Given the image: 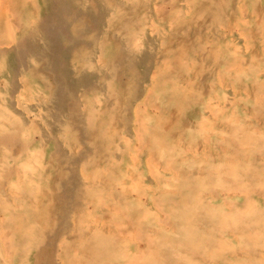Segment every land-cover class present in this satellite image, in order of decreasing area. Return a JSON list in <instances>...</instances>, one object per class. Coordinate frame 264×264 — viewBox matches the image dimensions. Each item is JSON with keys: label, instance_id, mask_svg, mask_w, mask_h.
<instances>
[{"label": "rangeland", "instance_id": "obj_1", "mask_svg": "<svg viewBox=\"0 0 264 264\" xmlns=\"http://www.w3.org/2000/svg\"><path fill=\"white\" fill-rule=\"evenodd\" d=\"M12 3L0 264H264V0Z\"/></svg>", "mask_w": 264, "mask_h": 264}, {"label": "bare ground", "instance_id": "obj_2", "mask_svg": "<svg viewBox=\"0 0 264 264\" xmlns=\"http://www.w3.org/2000/svg\"><path fill=\"white\" fill-rule=\"evenodd\" d=\"M12 1H13V0H10V4L12 3ZM25 1H26V0H25ZM185 1H186V0H185ZM168 2H169V1H168ZM24 3H25V2H24ZM238 3H239V2H238ZM12 4H13V3H12ZM12 4H11V5H12ZM152 6H153V5H152ZM155 7H156V6H155ZM155 7H154V8H155ZM236 7H237V6H236ZM238 7H239V6H238ZM37 8H38V7H37ZM171 8H172V7H171ZM23 9H24V8H23ZM186 9L189 10L188 8H186ZM156 10H157V9H156ZM169 10H170V9H169ZM153 11H154V10H153ZM237 11H238V9H237ZM10 12H12V11H10ZM32 12H33V11H32ZM239 12H242V11L239 10ZM13 13H14V10H13ZM13 13H12V14H13ZM164 13H165V12H164ZM183 13H184V12H183ZM19 14H20V13H19ZM21 14H22V13H21ZM13 15H14V14H13ZM160 15H161V14H160ZM156 16H157V15H156ZM227 16H228V15H227ZM20 18H21V17H20ZM15 19H16V18H15ZM206 20H207V19H206ZM15 21H16V20H15ZM238 21H239V20H238ZM11 23H15V22H11V19H2V18H0V26H2V27L0 28V45H1V44H4V43L6 42V41H4L5 39H8V38H6V37H9L10 30H11V26H12ZM21 24H22V23H21ZM16 25H17V24H16ZM12 27H13V26H12ZM218 28H219V27H218ZM261 29H262V28H261ZM161 32H162V31H161ZM262 33H263V32H262ZM262 35H263V34H262ZM5 36H6V37H5ZM263 38H264V37H263ZM263 38H262V39H263ZM159 42H160V41H159ZM184 46H185V45H184ZM181 47H182V46H181ZM232 50H233V49H232ZM232 52H233V51H232ZM100 60H102V58H101ZM95 62H96V59H95ZM161 63H163V62H161ZM233 63H234V62H233ZM189 64H190V63H189ZM231 64H232V63H231ZM231 64H230V65H231ZM187 69H188V67H187ZM152 70H153V69H152ZM151 72H152V71H151ZM152 74H153V73H152ZM180 75H181V74H180ZM182 75H183V74H182ZM215 75H217V74L215 73ZM174 76H175V74H174ZM184 77H186V76H184ZM214 77H215V76H214ZM218 77H219V76H218ZM215 78H216V77H215ZM222 80H223V79H222ZM152 82H153V81H152ZM216 82H217V81H216ZM218 84H220V83H218ZM205 86H206V85H205ZM206 87H207V86H206ZM220 87H221V86H220ZM145 89H146V88H145ZM144 91H145V90H144ZM148 93H149V92H148ZM146 95H147V94H146ZM144 97H145V96H144ZM141 99H142V98H141ZM148 99H149V98H148ZM207 99H208V98H207ZM145 100H146V99H145ZM140 101H141V100H140ZM151 101H152V100H151ZM154 101H155V100H154ZM145 102H146V101H145ZM147 102H148V100H147ZM135 103H136V102H135ZM206 103L208 104V102H206ZM81 104H82V103H81ZM141 104H142V102H141ZM151 104H152V103H151ZM151 104H149V105H151ZM204 105H205V104H204ZM209 105H211V104H209ZM143 106H144V105H143ZM207 106H208V105H207ZM216 106H217V105H216ZM216 106H215V107H216ZM147 107H148V106H147ZM155 107H156V106H155ZM210 107H211V106H210ZM152 108H153V107H152ZM205 108H206V107H205ZM146 109H147V108H146ZM153 109H154V108H153ZM211 109H212V108H211ZM155 110H156V109H155ZM162 110H163V109H162ZM172 110H173V109H172ZM215 110H216V109H215ZM135 111H136V109H135ZM142 111H143V110H142ZM204 111H205V110H204ZM132 112H133V111H132ZM216 113H217V112H216ZM220 113H222V112H220ZM220 113H219V114H220ZM199 114H201V113H199ZM206 114H207V113H206ZM201 115H202V114H201ZM211 116H212V115H211ZM170 117H171V116H170ZM199 117H200V116H199ZM136 118H137V117H136ZM185 118H186V117H185ZM188 118H189V117H188ZM197 118H198V117H197ZM168 119H169V118H168ZM193 119H194V118H193ZM193 119H192V120H193ZM184 120H185V119H184ZM190 120H191V119H190ZM192 120H191V121H192ZM225 120H226V119H225ZM197 121H198V120H197ZM188 122H189V121H188ZM196 123H197V122H196ZM209 123H210V122H209ZM190 124H191V123H190ZM131 125H133V124L131 123ZM134 125H135V124H134ZM167 125H168V124H167ZM167 125H165V126H167ZM229 125H230V124H229ZM139 126H141V128H142V125H141V124H140ZM200 126H201V124H200ZM202 126H203V125H202ZM208 126H209V125H208ZM211 126H212V125H211ZM235 126H236V125H235ZM185 127H186V126H185ZM226 128H227V127H226ZM236 128H237V127H236ZM136 129H137V128H136ZM199 129H200V128H199ZM201 130H202V129H201ZM212 130H213V129H212ZM253 130H254V129H253ZM137 131H138V130H137ZM143 131H144V130H143ZM184 131H185V130H184ZM251 131H252V130H251ZM254 131H255V130H254ZM131 132H132V131H131ZM214 132H215V131H214ZM120 133H121V131H120ZM140 133H141V132H138V134H140ZM176 133H177V132H176ZM212 133H213V132H212ZM135 135H136V134H135ZM142 135H143V132H142ZM208 135H209V134H208ZM212 135H213V134H212ZM178 136H179V135H178ZM180 136H181V135H180ZM189 136H190V134H189ZM200 137H201V135H200ZM139 138H140V137H139ZM144 138H145V137H144ZM184 138H185V137H184ZM213 138H214V137H213ZM216 138H217V137H216ZM182 139H183V138H182ZM209 139H210V138H209ZM229 139H230V138H229ZM177 140H178V138H177ZM179 140H180V139H179ZM184 140H185V139H184ZM188 140H189V139H188ZM230 140H231V139H230ZM214 141H215V140H214ZM219 141H220V140H219ZM219 141H218L217 143H219ZM181 142H182V141H181ZM133 143H134V142H133ZM140 143H141V140H140ZM143 143H144V141H143ZM175 143H176V142H175ZM184 143H185V142H184ZM192 143H193V142H192ZM210 143H211V142H210ZM149 144H150V142H149ZM151 144H152V143H151ZM211 144H212V143H211ZM178 145H179V144H178ZM222 145H223V144H222ZM224 145H225V148H226V144H224ZM236 145H237V143H236ZM141 146H142V144H141ZM145 146H146V145H145ZM151 146H152V145H151ZM189 146H190V145H189ZM212 146H213V145H212ZM212 146H211V148H212ZM149 147H150V146H149ZM177 147H178V146H177ZM194 147H195V146H194ZM207 147H208V146H207ZM235 147H236V146H235ZM139 148H140V147H139ZM151 148H153V147H151ZM189 148H191V147H189ZM225 148H224V149H225ZM132 149H133V148H132ZM137 149H138V148H137ZM187 149H188V148H187ZM199 149H200V148H199ZM189 150H190V149H189ZM206 150H207V149H206ZM213 150H214V149H213ZM154 151H155V150H154ZM177 151H178V150H177ZM194 151H195V150H194ZM203 151H204V150H203ZM178 152H179V151H178ZM234 152H235V151H234ZM150 153H152V152H150ZM155 153H156V152H155ZM196 153H197V152H196ZM224 153H225V152H224ZM179 154H180V153H179ZM189 154H190V153H189ZM192 154H193V153H192ZM202 154H204V153H202ZM235 154H236V153H235ZM147 155H148V154H147ZM154 155H155V154H154ZM194 155H195V154H194ZM208 155H209V154H208ZM211 155H212V154H211ZM211 155H210V156H211ZM216 155H217V154H216ZM216 155H215V156H216ZM228 155H229V154H228ZM149 156H151V155H149ZM192 156H193V155H192ZM200 156H201V153H200ZM205 156H206V155H205ZM223 156H224V155H223ZM146 157H148V156H146ZM154 157H155V156H154ZM194 157L196 158V156H194ZM211 157H212V156H211ZM231 157H232V156H231ZM237 157H238V156H237ZM181 158H182V157H181ZM195 158H193V159H195ZM223 158H224V157H223ZM128 159H129V158H128ZM130 159H131V158H130ZM155 159H156V158H155ZM202 159H203V158H202ZM234 159H235V158H234ZM173 160H175V159H173ZM215 160H216V159H215ZM235 160H236V159H235ZM149 161H150V160H149ZM181 161H182V160H181ZM29 162H30V161H29ZM145 162H146V161H145ZM167 162H168V161H166V164H167ZM205 162H206V161H205ZM224 162H225V161H224ZM169 163H170V162H169ZM140 164H141V163H140ZM157 164H158V163H157ZM232 164H233V163H232ZM127 165H128V164H127ZM168 165H169V164H168ZM213 165H214V164H213ZM129 166H130V165H129ZM131 166H132V165H131ZM143 166H144V165H143ZM227 166H229V165H227ZM120 167H121V166H120ZM229 167H230V166H229ZM148 168H149V167H148ZM199 168H200V167H199ZM225 168H226V167H225ZM150 169H151V168H150ZM215 169H216V168H215V166H214V170H215ZM219 169H220V166H219ZM226 169H228V168H226ZM128 170H129V168H128ZM148 170H149V169H148ZM191 170H192V168H191ZM193 170H194V168H193ZM197 170H198V169H197ZM197 170H196V172H198ZM222 170H224V169H222ZM117 171H118V170H117ZM146 171H147V170H146ZM182 171H183V170H182ZM210 171H211V170H210ZM218 171H219V170H218ZM227 171H228V170H227ZM236 171H237V170H236ZM239 171H241V170H239ZM124 172H125V170H124ZM152 172H153V171H152ZM185 172H186V171H185ZM189 172H190V171H189ZM207 172H208V171H207ZM237 172H238V171H237ZM148 173H149V172H148ZM169 173H170V172H169ZM177 173H178V172H177ZM201 173H203V171H202ZM201 173H200V174H201ZM212 173H216V172L213 171ZM222 173H223V171H222ZM241 173H242V172H241ZM241 173H240V174H241ZM14 174H15V173H14ZM50 174H51V173H50ZM79 174H80V173H79ZM117 174H118V173H117ZM122 174L125 175V173H122ZM182 174H183V173H182ZM182 174H181V175H182ZM200 174H199V175H200ZM220 174H221V173H220ZM80 175H81V174H80ZM83 175H84V174H83ZM120 175H121V174H120ZM170 175H171V174H170ZM176 175H177V174H176ZM215 175H216V174H215ZM224 175H225V174H224ZM224 175H223V176H224ZM228 175H229V174H228ZM228 175H227V178H228ZM230 175H231V174H230ZM84 176H85V175H84ZM121 176H122V175H121ZM133 176H134V175H133ZM168 176H169V175H168ZM217 176H219L218 173H217ZM225 176H226V175H225ZM240 176H241V175H240ZM181 177H182V176H181ZM194 177H195V176H194ZM197 177H198V176H197ZM15 178H16V176H15ZM123 178H124V177H123ZM151 178H152V177H151ZM151 178H150V179H151ZM165 178H166V177H165ZM198 178H200V176H199ZM211 178H212V177H211ZM215 178H216V177H215ZM225 178H226V177H225ZM230 178H231V176H230ZM99 179H101V178H99ZM168 179H170V177H169ZM174 179H175V178H174ZM176 179H177V178H176ZM178 179H179V178H178ZM178 179H177V180H178ZM95 180H97V179H95ZM171 180H172V179H171ZM221 180H222V179H221ZM221 180H220V181H221ZM230 180H231V179H230ZM104 181H105V180H104ZM160 181H161V180H160ZM216 181H217V180H216ZM220 181H219V182H220ZM129 182H130V181H129ZM204 182H205V181H204ZM211 182H212V181H211ZM222 182H224V181L222 180ZM222 182H221V183H222ZM233 182H234V181H233ZM208 183H209V182H208ZM224 183H225V182H224ZM235 183H236V182H235ZM235 183H234V184H235ZM132 184H133V183H132ZM153 184H155V183H153ZM167 184H168V183H167ZM169 184H170V183H169ZM169 184H168V185H169ZM211 184H212V183H211ZM232 185H233V184H232ZM237 185H238V184H236V186H237ZM125 186H126V185H125ZM125 186H124V187H125ZM145 186H146V185H145ZM166 186H167V185H166ZM178 186H179V185H178ZM202 186H204V184H203ZM216 186H217V185H216ZM226 186H227V185H226ZM230 186H231V185H230ZM200 187H201V186H200ZM209 187H210V186H209ZM231 187H234V186H231ZM108 188H109V187H108ZM128 188H130V187H128ZM218 188H220V187L218 186ZM221 188H223V187H221ZM221 188H220L219 190H221ZM237 188H238V187H237ZM237 188H236V189H237ZM207 189H208V188H207ZM212 189H215V188H212ZM151 190H152V189H151ZM165 190H166V189H165ZM202 190H205V189L202 188ZM209 190H210V189H209ZM232 190H234V189L232 188ZM129 191H131V190H129ZM228 191H229V190H228ZM230 191H231V189H230ZM244 191H246V190H244ZM167 192H168V191H166V193H167ZM204 192H205V191H204ZM211 192H212V191H211ZM211 192H210V194H211ZM217 192H218V191H217ZM40 193H41V192H40ZM130 193H131V192H130ZM132 193H133V191H132ZM159 193H160V192H159ZM164 193H165V192H164ZM164 193H163V194H164ZM235 193H236V192H235ZM48 194H49V193H48ZM127 194H129V192H128ZM147 194H148V192H147ZM167 194H168V193H167ZM220 194H221V193H220ZM236 194H237V193H236ZM133 195H134V194H133ZM193 195H194V194H193ZM196 195H198V194H195V197H196ZM207 195H208V194H207ZM241 195H242V193H241ZM44 196H45V195H44ZM149 196H150V195H149ZM149 196H148V197H149ZM216 196H217V195H216ZM138 197H139V196H138ZM157 197H158V196H157ZM157 197H156V198H157ZM191 197H192V196H191ZM213 197H214V196H213ZM221 197H223V196H221ZM48 198H49V197H48ZM131 198H132V197H131ZM131 198H130V199H131ZM152 198H153V197L151 196V199H152ZM143 199H145V198L143 197ZM147 199H148V198H147ZM199 199H201V198L199 197ZM199 199H198V201H199ZM207 199H208V198H207ZM213 199H214V198H213ZM88 200H89V199H88ZM201 200H202V199H201ZM205 200H206V199H205ZM205 200H204V201H205ZM130 201H131V200H130ZM143 201H144V200H143ZM145 201H147V200H145ZM154 201H155V200H153V202H154ZM156 201H157V199H156ZM131 202H132V201H131ZM165 202H166V201H165ZM168 202H169V201H168ZM170 202H171V201H170ZM233 202H234V201H233ZM233 202H232V203H233ZM36 203H37V202H36ZM199 203H200V202H198V204H199ZM226 203L229 204V202H226ZM200 204H201V203H200ZM209 204H210V203H209ZM54 205H55V204H54ZM152 205H153V204H152ZM158 205H160V204H158ZM216 205H219V204H215V206H216ZM220 205H221V204H220ZM222 205H223V204H222ZM231 205H232V204H231ZM144 206H145V205H144ZM202 206H203V204H202ZM229 206H230V204H229ZM229 206H228V207H229ZM154 207H155V206H154ZM205 207H206V206H205ZM216 207H217V206H216ZM226 207H227V205H226ZM230 207H233V206H230ZM106 208H107V206H106ZM144 208H145V207H144ZM184 208H185V207H184ZM203 208H204V207H203ZM211 208H212V207H211ZM87 209H88V208H87ZM131 209H132V207H131ZM156 209H157V208H156ZM159 209H160V208H159ZM159 209H158V210H159ZM191 209H192V207H191ZM207 209H208V207H207ZM209 209H210V208H209ZM212 209H214V208H212ZM231 209H232V208H231ZM238 209H239V208L236 207L235 210H238ZM186 210H187V209H186ZM205 210H206V208H205ZM219 210H220V208L218 209V211H219ZM232 210H233V209H232ZM128 211H129V210H128ZM190 211H191V210H190ZM215 211H216V210H215ZM221 211H223V210L221 209ZM227 211H228V210H227ZM142 212H144V211H142ZM146 212H147V211H146ZM208 212H209V211H208ZM212 212H213V211H211V213H212ZM238 212H239V210H238ZM249 212H250V211H249ZM38 213H39V212H38ZM132 213H133V212H132ZM186 213H187V212H186ZM186 213H185V214H186ZM191 213L194 214L193 211H192ZM201 213H202V212H201ZM209 213H210V212H209ZM209 213H208V214H209ZM213 213H214V212H213ZM225 213H226V212H225ZM240 213H241V211H240ZM113 214H114V213H113ZM146 214H147V213H146ZM185 214H184V215H185ZM206 214H207V213H206ZM217 214H218V213H217ZM217 214H216V215H217ZM238 214H239V213H238ZM241 214H242V213H241ZM184 215H183V216H184ZM218 215H219V214H218ZM218 215L216 216L217 218H218ZM152 216H153V215H152ZM156 216H157V215H156ZM165 216H166V215H165ZM180 216H181V215H180ZM183 216H182V217H183ZM189 216H190V215H189ZM239 216H240V214H239ZM239 216H238V218H239ZM172 217H173V216H172ZM185 217H186V216H185ZM194 217H195V215H194ZM204 217H205V216H204ZM210 217H211V215H210ZM210 217H209V218H210ZM220 217H221V216H220ZM0 218H1V216H0ZM165 218H166V217H165ZM192 218H193V217H192ZM196 218H197V216H196ZM38 219H39V218H38ZM72 219H73V218H72ZM97 219H98V218H97ZM157 219H158V218H157ZM180 219H181V218H180ZM152 220H153V219H152ZM165 220H166V219H165ZM181 220H182V219H181ZM188 220H189V219H188ZM188 220H186V221H188ZM197 220H198V218H197ZM199 220H200V219H199ZM218 220H220V219H218ZM222 220H223V218H222ZM222 220H220V221H222ZM100 221H101V220H100ZM103 221H104V220H103ZM124 221H125V220H124ZM143 221H144V219H143ZM172 221H173V219H172ZM183 221H184V220H183ZM186 221H185V222H186ZM127 222H128V221H127ZM158 222H159V220H158ZM161 222H162V221H161ZM161 222H160V223H161ZM195 222H196V221H195ZM200 222H202V221H200ZM146 223H148V222H146ZM165 223H166V225H167V222H166V221H164V224H165ZM169 223H170V222H169ZM220 223H221V222H220ZM112 224H113V223H112ZM188 224H190V223H188ZM192 224H194V223H192ZM192 224H190L191 227H192ZM147 225H148V224H147ZM183 225H184V223H183ZM186 225H187V223H186ZM195 225H196V224H195ZM218 225H219V224H218ZM218 225H217V226H218ZM161 226H162V225H161ZM170 226H171V225H170ZM170 226H169V227H170ZM172 226H173V225H172ZM212 226H213V225H212ZM128 227H130V226H128ZM175 227H176V225H175ZM182 227H183V226H182ZM187 227H188V226H187ZM194 227H195V226H194ZM20 228H21V227H20ZM156 228H158V227H156ZM160 228H161V227H160ZM173 228H174V227H173ZM185 228H186V226H185ZM189 228H190V227H189ZM192 228H193V227H192ZM201 228H202V227H201ZM213 228H214V227H213ZM257 228H258V227H257ZM114 229H116V228H114ZM3 230H4V229H3ZM3 230H2V231H3ZM148 230H149V229H148ZM152 230H153V229H152ZM159 230H160V229H159ZM184 230H185V229H184ZM189 230H190V229H189ZM217 230H219V229H217ZM221 230H224V229H221ZM150 231H151V230H150ZM153 231H155V230H153ZM166 231H167V230H166ZM171 231H172V230H171ZM174 231H175V230H174ZM190 231H192V230H190ZM193 231H195V230H193ZM219 231H220V230H219ZM117 232H118V231H117ZM125 232H126V231H125ZM187 232H189V231H187ZM205 232H206V231H205ZM225 232H227V231H225ZM4 233H7V232L5 231ZM150 233H152V231H151ZM158 233H159V232H158ZM173 233H174V232H173ZM173 233H172V234H173ZM179 233H180V232H179ZM214 233H215V232H214ZM214 233H212V234H214ZM247 233H248V232H247ZM152 234H153V233H152ZM176 234H177V233H176ZM127 235H128V234H127ZM166 235H168V234H166ZM173 235H174V234H173ZM178 235H179V234H178ZM181 235H182V234H181ZM186 235H187V234H186ZM186 235H185V236H186ZM149 236H150V235H149ZM151 236H152V235H151ZM171 236H172V235H171ZM174 236H175V235H174ZM196 236H197V235H196ZM202 236H203V235H202ZM131 237H132V236H131ZM156 237H157V236H156ZM186 237H187V236H186ZM190 237L192 238V236H190ZM222 237H223V236H222ZM232 237H233V236H232ZM118 238H119V235H118ZM141 238H142V237H141ZM154 238H155V237H154ZM166 238H167V237H166ZM187 238H189V237H187ZM193 238H196V237L193 236ZM217 238H218V236H217ZM133 239H134V238H133ZM181 239H182V238H181ZM201 239H202V238H201ZM201 239H198V240H201ZM208 239H210V238H208ZM219 239L221 240V237L218 238V240H219ZM233 239H234V238H233ZM182 240H184V239H182ZM218 240H217V242H218ZM234 240H235V239H234ZM16 241H17V240H16ZM143 241H144V240H143ZM152 241H153V240H152ZM161 241H162V240H161ZM188 241H189V240H188ZM206 241H207V240H206ZM209 241H211V240H209ZM223 241H224V240H223ZM0 242H1V241H0ZM132 242H133V241H132ZM134 242H135V241H134ZM141 242H142V241H141ZM154 242H155V241H154ZM185 242H186V241H185ZM189 242H190V241H189ZM189 242H187V243H189ZM197 242H198V241H197ZM118 243H119V242H118ZM176 243H177V242H176ZM178 243H179V241H178ZM199 243H200V242H199ZM201 243H203V242H201ZM201 243H200V244H201ZM229 243H230V242H229ZM229 243H228V244H229ZM114 244H115V243H114ZM116 244H117V243H116ZM152 244H153V243H152ZM158 244H159V243H158ZM182 244H183V243H182ZM196 244H197V243H196ZM214 244H215V243H214ZM217 244H218V243H217ZM219 244H220V242H219ZM230 244H231V243H230ZM230 244H229V245H230ZM57 245H58V244H57ZM149 245H150V244H149ZM201 245H202V244H201ZM209 245H210V244H209ZM215 245H216V244H215ZM215 245H214V246H215ZM221 245L223 246L222 243H221ZM2 246H3V245H2ZM119 246L121 247V245H119ZM131 246H132V245H131ZM145 246H146V245H145ZM147 246H148V245H147ZM179 246H180V245H179ZM150 247H151V246H150ZM218 247H219V246H218ZM218 247H217V249H219ZM16 248H17V247H16ZM111 248H112V247H111ZM114 248H115V247H114ZM123 248H124V247H123ZM155 248H156V246H155ZM161 248H162V247H161ZM183 248H184V246H183ZM210 248H211V247H210ZM214 248H215V247H214ZM214 248H213V249H214ZM2 249H3V248H2ZM112 249H113V248H112ZM142 249H143V248H142ZM148 249H149V248H148ZM156 249H158V248H156ZM180 249H181V248L179 247V250H180ZM206 249H207V248H206ZM217 249H216V250H217ZM241 249H242V248H241ZM241 249H240V250H241ZM130 250H131V249H130ZM174 250H175V249H174ZM188 250H189V248H188ZM190 250H191V249H190ZM203 250H204V248H203ZM214 250H215V249H214ZM216 250H215V252H216ZM260 250H261V249H260ZM141 251H142V250H141ZM181 251H183V250H181ZM185 251H186V250H185ZM231 251H232V250H231ZM231 251H230V252H231ZM14 252H15V251H14ZM119 252H120V250H119ZM125 252H126V251H125ZM129 252H130V251H129ZM138 252H139V249H138ZM183 252H184V251H183ZM187 252H189V251H187ZM202 252H203V251H202ZM209 252H210V251H209ZM12 253H13V252H12ZM116 253H117V252H116ZM127 253H128V252H127ZM142 253H143V252H142ZM148 253H149V252H148ZM159 253H161V252H159ZM173 253H174V252H173ZM212 253H213V252H212ZM149 254H150V253H149ZM198 254H199V253H198ZM16 255H17V254H16ZM127 255H128V254H127ZM132 255H133V253H132ZM142 255H143V254H142ZM159 255H160V254H159ZM165 255H166V254H165ZM176 255H177V257H178V254H176ZM180 255H181V254H180ZM180 255H179V256H180ZM185 255H186V254H185ZM203 255H204V254H203ZM208 255H209V254H208ZM214 255H215V254H214ZM232 255H233V254H232ZM0 256H1V255H0ZM122 256H123V255H122ZM173 256H174V255H173ZM205 256H206V254H205ZM205 256H204V258H205ZM212 256H213V255H212ZM1 257H3V256H1ZM118 257H119V256H118ZM146 257H147V256H146ZM154 257H155V256H154ZM207 257L209 258V256H207ZM6 258H7V257H6ZM14 258H16V257H14ZM141 258H142V257H141ZM158 258H159V257H158ZM169 258H170V257H169ZM180 258H181V257H180ZM190 258H191V256H190ZM193 258H194V257H193ZM208 258H207V259H208ZM262 258H263V257H262ZM148 259H149V258H148ZM165 259H166V257H165ZM200 259H201V258H200ZM213 259H214V257H213ZM5 260H6V259H5ZM118 260H120V257H119ZM163 260H164V259H163ZM177 260H178V259H177ZM10 261H11V260H10ZM115 261H116V260H115ZM120 261H121V260H120ZM128 261H129V260H128ZM128 261H127V262H128ZM135 261H136V260H135ZM175 261H176V260H175ZM181 261H182V260H181ZM199 261H200V260H199ZM206 261H208V260H206ZM210 262H212V261H210ZM215 262H216V261H215ZM4 263H5V262H4ZM125 263H126V262H125ZM162 263H163V262H162ZM162 263H161V264H162ZM164 263H165V261H164ZM180 263H181V262H180ZM182 263H183V262H182ZM184 263H186V261H185ZM200 263H201V262H200ZM131 264H132V263H131ZM165 264H166V263H165ZM174 264H175V263H174Z\"/></svg>", "mask_w": 264, "mask_h": 264}]
</instances>
